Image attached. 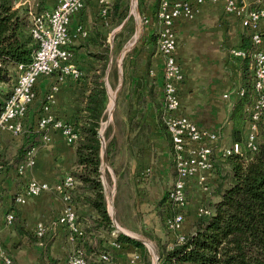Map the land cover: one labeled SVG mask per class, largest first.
Listing matches in <instances>:
<instances>
[{"label":"crops","instance_id":"obj_1","mask_svg":"<svg viewBox=\"0 0 264 264\" xmlns=\"http://www.w3.org/2000/svg\"><path fill=\"white\" fill-rule=\"evenodd\" d=\"M189 1L195 5V11L190 17L180 18L175 22L176 57L184 75L179 89L181 111L198 125L219 132L223 144L226 145L231 142L229 115L235 101L240 97V89H243L240 75L242 59L232 54V50L240 49L245 28L241 24L238 9L230 12L226 10L228 0H201L200 3L197 0ZM150 2L147 24L143 30L138 31L136 28L137 33L134 31L132 38L135 35V41L127 47L126 55L122 56L123 60L126 58L125 65L122 61V67L117 71L118 87L115 91L117 93L111 94V105L113 109L117 94L121 90L117 106L126 102V108L117 110L120 112V116L117 114L120 126H111V136L117 135L121 154L123 151L129 154L124 165L123 159L118 160V167L122 165L120 171L125 167L132 173L136 171L138 173L141 163L143 167L149 169L143 180L142 187L145 188V192L141 193L140 197L132 195V203H136L135 211L141 212L146 224L151 221L155 223V226H152L154 235L157 240L163 242L173 241L174 236L166 228L157 226L156 213L150 211L149 206L166 197L173 170L170 139L160 123V117L163 115L164 57L159 51L158 42L154 43L151 37L154 31L159 32L161 24L152 14L157 1ZM255 2L264 3V0H254L253 4ZM251 3L252 0H238L239 6L249 9ZM55 4L56 0H43L42 10L52 9ZM35 5L36 0H17L16 3L19 7ZM128 18L129 16L124 19V24ZM110 22V10L108 23L104 24L98 13L97 0H85L84 8L72 17L69 24V32L74 35L69 43L71 60L81 75L75 78L71 73L62 75L55 73L41 77L35 85L36 96L28 108L24 121L25 129L30 124L37 123L46 113L52 115L55 121L73 123L81 106L85 88L86 81L83 75L97 65L96 52L100 51L101 42L104 40L110 48L108 60L110 70L107 78L110 74L111 79L113 78L112 49L109 41L118 33L114 35L113 32L115 30L120 32L124 24L109 30ZM78 28L81 29V33L77 32ZM261 28L264 49V20L261 21ZM114 40L117 44L118 40ZM11 67L16 72V66ZM46 130L47 138L32 149L34 165L27 167L19 176L12 168L4 167L0 171V250L6 249L13 264H49V260L42 251L41 243L30 244L24 238L20 241L13 224L6 222L5 217L11 212L9 210L11 206L19 211L27 230L34 231L38 223L44 225V234L50 241L49 252L58 258L57 264H68V257L75 247L67 228L58 222L66 203L53 189L28 196L22 204L13 201L29 180L44 182L54 187L74 167V146L66 141L59 128L50 125ZM21 139L19 135L13 136L2 132L1 154L11 157ZM135 151H142L143 162L134 160ZM222 161L220 158L216 160L215 174L218 183L219 164ZM211 178L213 180L214 175ZM122 179L124 180L123 176ZM137 179L135 177V182H138ZM104 187L107 197L105 183ZM188 195L190 201L183 223L184 232H187L197 219V206L210 200V197L196 185L190 187ZM211 199L216 198L212 196ZM132 208L134 210L133 204ZM122 210V204L115 207L118 223L123 225L125 230L130 229L125 224ZM101 236L111 256L110 264H142L140 250L136 246L127 243L113 244V238L105 233ZM19 242L21 244L15 246ZM0 264H4L1 257Z\"/></svg>","mask_w":264,"mask_h":264},{"label":"trees","instance_id":"obj_2","mask_svg":"<svg viewBox=\"0 0 264 264\" xmlns=\"http://www.w3.org/2000/svg\"><path fill=\"white\" fill-rule=\"evenodd\" d=\"M15 0H0V82H14L16 72L12 65L32 60L38 48L33 38L27 6H15ZM153 10L157 17L158 0ZM144 0H138L142 9ZM43 0H36L34 9L42 10ZM122 0H114L110 7L111 22L109 30L120 26L125 17ZM135 31L134 18L127 22L114 39L125 44ZM154 43L158 42V33L152 34ZM240 49L241 80L243 94L235 101L229 115L231 121L230 138L242 144L239 153H231L219 164L220 181L212 191L205 205L208 215L197 216L183 238L173 241H158V264H264V123H261L259 140L255 150L245 147V126L248 120V105L253 100L252 52L255 45L248 29L242 33ZM110 48L104 40L101 49L96 52L98 63L90 72L85 73V88L81 97V106L77 117L71 124L77 133L74 143V167L69 171L73 185L67 190L68 203L75 211L76 222L81 227L82 236L75 244V251L85 262L110 264L99 259L101 253L110 255L101 235L114 230V223L108 210L106 191L101 172L102 142L100 128L105 116L108 95L105 87V73ZM124 65L126 58L123 60ZM113 70L111 69V72ZM110 72V73H111ZM111 76V74H110ZM11 91L0 89V113ZM162 116V115H161ZM38 123V122H37ZM160 123L165 128L162 117ZM109 125L105 131V155L116 175L121 176L116 157L120 152L118 138ZM45 130H38L30 124L23 132L20 144L11 157L0 154V166L12 168L18 172L20 163L27 159V153L42 143ZM172 170L175 174L174 161ZM119 184V181H118ZM214 196L216 199H211ZM15 201V197L13 198ZM161 218L169 212L166 197L161 199ZM12 224L17 237L30 244L41 243L42 251L48 257L49 264H57L58 258L50 252V241L45 234L38 236L25 228L19 211L11 206ZM166 230V224L164 223ZM116 243H127L140 250L142 264H151L146 246L123 233L114 235ZM19 242L15 246H19Z\"/></svg>","mask_w":264,"mask_h":264},{"label":"built area","instance_id":"obj_3","mask_svg":"<svg viewBox=\"0 0 264 264\" xmlns=\"http://www.w3.org/2000/svg\"><path fill=\"white\" fill-rule=\"evenodd\" d=\"M114 0H97L98 13L104 24L108 23V14ZM258 1V0H257ZM15 6L17 0L14 1ZM198 3L201 0H197ZM259 3V2H258ZM85 6V0H56L52 9L36 11L34 6L28 7L33 38L38 42V48L33 54L32 60L27 63L16 64V80L10 95L6 98L2 112L0 113V138L2 132L13 136L21 135L25 130L24 121L27 111L35 99L36 82L44 76L55 73H71L75 78L81 75L80 70L72 63V52L69 43L74 35L69 32V24L74 15ZM240 13L241 24L251 33L255 49L252 52L253 71V100L248 105V120L245 126V147L255 150L259 140L261 123H264V49L262 48L263 34L261 21L264 20V3H259L251 9L239 6L238 0H228L227 11L237 10ZM195 11V5L189 0H158L157 18L161 24L158 32V48L164 57V85H163V123L170 139L172 156L175 166V176L171 187L167 191V203L169 212L165 216V224L174 238L181 240L185 234L183 223L189 207L188 193L192 185H196L207 196L218 185L216 181V160L225 159L231 153H239L242 144L231 141L223 144L219 132L202 127L181 111L180 85L184 75L181 65L176 57L177 33L175 22L180 18L190 17ZM81 33V29H77ZM232 54L243 57L242 49H233ZM240 89L239 94H243ZM227 96V95H225ZM52 123L59 128L66 137V141L74 146L77 133L75 129L61 121H55L52 115L46 113L40 117L37 126L43 130ZM46 134L43 139H46ZM1 154V143H0ZM35 157L30 150L27 159L18 166V173L23 174L27 167L34 165ZM3 168L0 166V171ZM149 169L140 173L145 179ZM214 175L215 178H211ZM141 178V177H140ZM74 181L67 173L63 180L51 187L47 183L29 180L23 190L16 195L15 202L22 204L28 196L38 195L42 191L53 189L66 203L58 222L64 225L70 234V240L76 244L82 236L81 227L76 222V214L68 203L67 190L72 187ZM209 210L199 205L197 216L208 215ZM6 222L12 223L13 213L6 214ZM34 232L38 236L45 233L44 225L38 223ZM113 244H116L114 238ZM74 251L68 257V264H93L85 262ZM0 257L4 264H13L12 258L0 250ZM99 259L106 263L111 262V256L101 253Z\"/></svg>","mask_w":264,"mask_h":264},{"label":"rangeland","instance_id":"obj_4","mask_svg":"<svg viewBox=\"0 0 264 264\" xmlns=\"http://www.w3.org/2000/svg\"><path fill=\"white\" fill-rule=\"evenodd\" d=\"M252 3L250 4V8L256 7L258 3L255 2V4ZM144 5L142 7V9H139L138 7V0H122V8L124 10V17L127 18L128 16H132L134 18V25H135V30L137 28V30L139 31L140 29H144L145 25L147 24V19L149 18V12L148 9L151 7L150 6V0H148V2L145 0L144 1ZM249 6V5H248ZM109 31V30H108ZM117 32V30H115L113 32V34L115 35ZM111 33V32H110ZM135 33H137L135 31ZM135 41V35L133 36V38L131 37L125 44L120 45L119 44V40L116 41L114 40V38L110 41L109 43L111 44V49H112V68H113V73L114 76L111 79V76H108V78L106 79V83H107V88H108V103H107V107L105 110V116L104 119L102 121L101 124V128L104 129L103 131V136H104V141H105V131L107 129V127L110 125H115L117 127V125L120 126V122L117 119V114L120 116V112L118 113V109H124L126 108V102L124 104V102L122 103L123 105L119 104L117 106L118 101V95H120L121 90L118 92L117 94V98L115 99V105L114 108L112 109V93H115L116 89H117V85H118V74L117 71H119V68L122 67L121 62L123 61L122 56L124 57L125 52L127 51V47L133 43ZM16 76H17V72H16ZM16 77L14 79V82H9V83H2L0 82V89H4V90H9L11 91L13 88V85L15 83ZM117 93V92H116ZM115 93V94H116ZM120 119V118H119ZM66 124L71 125L72 122H66ZM33 125L35 126L36 129L39 130L37 123H33ZM52 125V123L50 124ZM50 125H48L45 129V134H46V129L48 127H50ZM100 128V129H101ZM41 130V129H40ZM44 134V135H45ZM20 137L23 136V133L21 135H19ZM44 140V139H43ZM21 141H18V143L20 144ZM106 143V141H105ZM144 153L146 152V150H143ZM33 152V151H32ZM34 154V153H33ZM171 154H172V150H171ZM143 153L142 151H135V161L138 162H143L142 158H143ZM129 156V154L126 151H123L122 154L121 152H118V157H116V163L118 164V160H122L123 159V165L125 163V159H127V157ZM172 161H173V156H172ZM106 164L103 163V165L101 166V172H102V176H103V182L105 183L106 186V190H107V205L109 206V211H110V215L112 218V221L114 223L117 224V226L120 227L121 230L126 231V232H132L134 233L137 237L141 238L144 240L145 243H143L146 248L149 251V255H150V259H151V264H157V260L156 257L158 256V241L156 236L154 235V230L152 226H155V223L153 221H151L150 223L146 224L143 221V217L140 211H135V202L132 203V195H137L138 197H140V194L145 192V188H143V180L142 177H144V175H140V173L142 171H144L145 168L147 167H143V163H141L140 167H138L139 171L137 173L134 172L132 173L130 171V169L127 168H123L121 172V176L116 175L114 169L112 168V166L109 164L107 158H106ZM120 163V162H119ZM127 166V164H126ZM122 165L120 166L121 169ZM142 169V170H141ZM14 170V169H13ZM15 171V170H14ZM16 172V171H15ZM17 175H21L18 172H16ZM122 176L124 177V180L122 179ZM175 174L172 173V176L170 178V181L168 182V188L171 187L172 183H173V179L172 177H174ZM135 177L138 178V182H135ZM141 177V178H140ZM119 181V184H118ZM138 187H137V185ZM215 189H213L212 191H214ZM211 191V193H212ZM211 193L209 195V197L211 196ZM191 196V195H190ZM188 199L190 201V198L188 196ZM119 200V201H118ZM121 203H118L120 202ZM118 204H122V208H123V212H124V220H125V224L127 227H129L130 229H126L125 227H123V225H119L118 220L116 218V214H115V207ZM132 204L134 207V210L132 208ZM191 204V203H190ZM207 204L204 203L201 205L205 206ZM137 206V205H136ZM163 206V203H161V199L158 200L155 205L149 206L150 211L155 212L156 213V217H157V222L158 225L157 226H161L165 229V225H164V218H165V214H163V219L161 218V207ZM198 207V206H197ZM170 209V208H169ZM133 211H135V214H133ZM115 225V224H114ZM118 233H122L120 232V230L115 226L114 230L108 233H105V235L107 234L109 237L114 238L115 234ZM5 252L7 253L6 249Z\"/></svg>","mask_w":264,"mask_h":264},{"label":"water","instance_id":"obj_5","mask_svg":"<svg viewBox=\"0 0 264 264\" xmlns=\"http://www.w3.org/2000/svg\"><path fill=\"white\" fill-rule=\"evenodd\" d=\"M124 24V23H123ZM110 70V63L108 64V67H107V70H106V77H105V80L107 78V75H108V72ZM105 86H106V91H107V94H108V88H107V83H105ZM103 131L104 129L101 128L100 130V138H101V142H102V162H101V166L103 165V163H107L106 162V155H105V150H104V147H105V141H104V136H103ZM112 216V215H111ZM114 224L115 226L120 230V232H122L123 234H125L126 236H128L129 238H132V239H136L138 241H141L142 243H145L143 239L137 237L134 233L132 232H126V231H123L120 229L119 226H117V224L115 223V220H114ZM156 260H157V264H158V256L156 257Z\"/></svg>","mask_w":264,"mask_h":264}]
</instances>
